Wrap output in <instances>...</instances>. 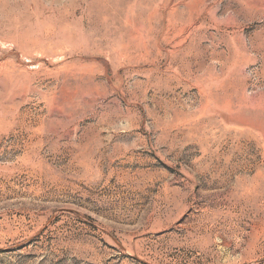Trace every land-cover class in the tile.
<instances>
[{
	"label": "rangeland",
	"instance_id": "1",
	"mask_svg": "<svg viewBox=\"0 0 264 264\" xmlns=\"http://www.w3.org/2000/svg\"><path fill=\"white\" fill-rule=\"evenodd\" d=\"M0 264H264V0H0Z\"/></svg>",
	"mask_w": 264,
	"mask_h": 264
}]
</instances>
